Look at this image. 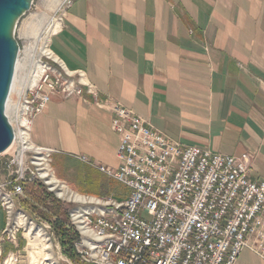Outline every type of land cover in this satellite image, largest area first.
Wrapping results in <instances>:
<instances>
[{
  "label": "crops",
  "instance_id": "crops-1",
  "mask_svg": "<svg viewBox=\"0 0 264 264\" xmlns=\"http://www.w3.org/2000/svg\"><path fill=\"white\" fill-rule=\"evenodd\" d=\"M63 19L50 47L99 98L184 145L254 153L249 178L264 182V0H72ZM111 119L80 98L54 97L31 140L56 157L83 155L91 169L117 168ZM235 264L264 260L243 248Z\"/></svg>",
  "mask_w": 264,
  "mask_h": 264
},
{
  "label": "built area",
  "instance_id": "built-area-1",
  "mask_svg": "<svg viewBox=\"0 0 264 264\" xmlns=\"http://www.w3.org/2000/svg\"><path fill=\"white\" fill-rule=\"evenodd\" d=\"M78 75L65 67L55 73L45 65L39 85L17 104L26 123L17 131L13 151L0 154V205L6 208L10 238L14 198L23 193L26 182L40 181L51 191L64 188L50 174L55 150L33 143L30 127L53 92L64 99L92 92L82 71ZM95 103L106 107V102ZM108 106L110 127L118 136L119 165L94 167L128 193L121 202L83 201L82 212L70 211L77 230L86 225L87 232L75 243L82 260L96 264L92 252L99 251L118 264H235L243 248L264 260V182L249 178L254 155L184 145L123 104L111 101ZM79 159L88 162L83 155ZM101 204H109V211H101ZM15 218L27 220L24 213Z\"/></svg>",
  "mask_w": 264,
  "mask_h": 264
},
{
  "label": "rangeland",
  "instance_id": "rangeland-1",
  "mask_svg": "<svg viewBox=\"0 0 264 264\" xmlns=\"http://www.w3.org/2000/svg\"><path fill=\"white\" fill-rule=\"evenodd\" d=\"M69 1L70 3L68 0H33L30 9L22 14L16 23L13 34L19 48L17 57L19 65L17 79L9 98L8 115L6 113L8 120L9 118L12 120L13 131H21L20 121L23 112H17V104L23 96L29 95L31 90L39 85L43 66L51 65L55 73H57V67L64 70L62 61L56 57L50 47V38L62 27L65 12L72 0ZM56 24H58L57 27ZM44 50H49L52 54H46ZM67 71L79 78L78 73L81 70ZM51 76L55 79V76L52 74ZM85 93L90 95L92 100L87 99ZM54 97L66 99L59 95L58 91L51 94V99ZM70 98H80L96 107L99 106L95 102H106V107L101 108L106 111L110 110L108 104L113 101L108 96L99 98L97 89L94 87L92 92L85 90L81 95ZM34 118L30 127L31 131ZM13 147L15 148V143ZM13 147L9 150V154L13 151ZM55 152L50 158V174L53 180L63 183L64 188H61L62 191L59 189L51 191L40 181L26 182L23 185V193L14 198L15 206L12 209L13 216L10 218L12 220L9 226L11 231H14L12 238L6 234L9 219L6 208L0 205V221L4 220V225L0 228V264H89L80 258L75 246L83 234L72 224L69 217L70 211L76 209L79 206L77 204L83 201H90V204L96 203L97 200L101 203L110 200L121 202L128 193V188L112 177L103 174L97 168L91 169L82 165L83 160L79 159L82 155H67L62 158L56 157ZM250 154L255 158L254 153ZM27 155L28 153H25L24 157L26 158ZM3 166H0V170ZM22 213L26 216L25 222H19V219L15 218L22 217ZM57 220L76 233V239L73 242L76 255L72 259L64 254L59 236L55 232L54 225ZM44 244L49 245L50 248L44 250ZM46 252L50 256L43 258Z\"/></svg>",
  "mask_w": 264,
  "mask_h": 264
},
{
  "label": "water",
  "instance_id": "water-1",
  "mask_svg": "<svg viewBox=\"0 0 264 264\" xmlns=\"http://www.w3.org/2000/svg\"><path fill=\"white\" fill-rule=\"evenodd\" d=\"M32 1L0 0V154L9 149L14 140L12 126L5 115L19 51L13 31Z\"/></svg>",
  "mask_w": 264,
  "mask_h": 264
},
{
  "label": "bare ground",
  "instance_id": "bare-ground-1",
  "mask_svg": "<svg viewBox=\"0 0 264 264\" xmlns=\"http://www.w3.org/2000/svg\"><path fill=\"white\" fill-rule=\"evenodd\" d=\"M57 26H58V24H56V27ZM43 52L46 53V54H52L51 51H49V50H44ZM53 58L56 59V57H53ZM18 65H19V63H18V59H17L16 60L15 72H14V75H13L14 78H13V81H12V84H11V87H10V93H9V96H8V100H7L6 104H5V106H6L5 115H6V113L8 115V109H9L8 103H9V98H10L11 93L13 92L12 90L14 88V85H15V82H16V79H17L16 73H17ZM7 115H6V118L8 120ZM9 122H10V124L12 123V120H10V118H9ZM23 123H26L25 112L24 111H23V114H21L20 126H22ZM12 130H13V128H12ZM17 131H13V134H14V140L13 141H16V139H18L20 137V134H18ZM13 145H14V142H12V144L9 146V149H7L5 152H9V150L13 147ZM82 211H83V204H82V206L79 205L72 212H82ZM101 211H109V204H101ZM78 230L81 233L87 232L86 231V225L78 226ZM45 248H50V247H49V245L44 244V248L43 249L45 250ZM45 254H46L45 257H43V258H48L50 256V254L47 253V252ZM92 260H94V262L96 264H118L117 262L110 263V261H108L103 254L99 253V251L98 252H92Z\"/></svg>",
  "mask_w": 264,
  "mask_h": 264
},
{
  "label": "trees",
  "instance_id": "trees-1",
  "mask_svg": "<svg viewBox=\"0 0 264 264\" xmlns=\"http://www.w3.org/2000/svg\"><path fill=\"white\" fill-rule=\"evenodd\" d=\"M33 184V183H30ZM55 232H57L61 246L63 247L64 254L66 256H70L72 259L75 253V247L73 246V242L76 239V233L73 232L70 228L65 226L61 221L57 220L54 225Z\"/></svg>",
  "mask_w": 264,
  "mask_h": 264
}]
</instances>
